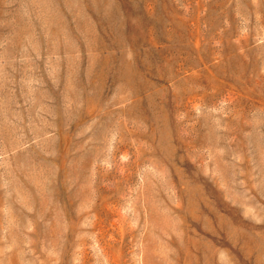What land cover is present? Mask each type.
Returning <instances> with one entry per match:
<instances>
[{
    "label": "rangeland",
    "instance_id": "obj_1",
    "mask_svg": "<svg viewBox=\"0 0 264 264\" xmlns=\"http://www.w3.org/2000/svg\"><path fill=\"white\" fill-rule=\"evenodd\" d=\"M0 264H264V0H0Z\"/></svg>",
    "mask_w": 264,
    "mask_h": 264
}]
</instances>
